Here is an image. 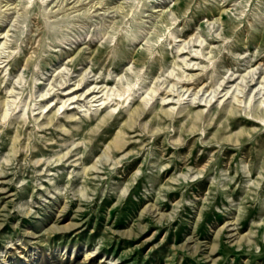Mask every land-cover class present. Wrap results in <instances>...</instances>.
Wrapping results in <instances>:
<instances>
[{"label":"rangeland","instance_id":"374dc122","mask_svg":"<svg viewBox=\"0 0 264 264\" xmlns=\"http://www.w3.org/2000/svg\"><path fill=\"white\" fill-rule=\"evenodd\" d=\"M263 112L264 0H0V264H264Z\"/></svg>","mask_w":264,"mask_h":264},{"label":"bare ground","instance_id":"6f19581e","mask_svg":"<svg viewBox=\"0 0 264 264\" xmlns=\"http://www.w3.org/2000/svg\"><path fill=\"white\" fill-rule=\"evenodd\" d=\"M2 65V64H1ZM3 65H5V64H3ZM191 65V64H190ZM2 67V66H1ZM253 79H254V77H253ZM186 84V83H185ZM77 86V85H76ZM97 86V85H96ZM102 87V86H101ZM100 87V88H101ZM80 88V87H79ZM79 88H76L75 86H74V88H70L69 87V89L68 90H66V91H63L64 92V94H63V97L61 98L62 99V102H63V107H65V106H67V105H70V103H69V101L73 98V97H75V96H77V95H74L73 93L76 91V90H78ZM94 89H95V87H94ZM93 89V90H94ZM97 89V88H96ZM134 89V88H133ZM133 89H130V90H133ZM91 90V89H90ZM92 90V91H93ZM98 90V89H97ZM101 90V89H100ZM189 89L187 88V91H188ZM95 91V90H94ZM99 91V90H98ZM87 92H88V90H87ZM83 94L85 93V91L84 92H82ZM100 93V92H99ZM73 94V95H72ZM153 94V93H152ZM185 94V93H184ZM80 95V94H79ZM93 95V94H92ZM96 95V94H95ZM226 95V94H225ZM227 95H228V93H227ZM68 96V97H67ZM102 96V95H101ZM95 97H97V96H95ZM94 97V98H95ZM153 97V96H152ZM226 97V96H225ZM107 98H109V97H107ZM128 98V97H127ZM95 99H97V98H95ZM126 99V98H125ZM152 99V98H151ZM150 99V100H151ZM46 100V99H45ZM98 100H101V99H98ZM148 100H149V98H148ZM148 100H146V102L147 103H149V101ZM109 101V100H108ZM112 101V100H111ZM110 101V102H111ZM212 101V100H211ZM74 102H75V100H74ZM92 102H93V100H92ZM203 102V101H202ZM72 103V102H71ZM107 103V101L105 100V101H102V103H95L94 105H96V107L94 108L95 109V111L97 112L99 109H101L102 108V106H104L105 104ZM164 103L165 104H170V103H172L170 100H169V98L168 99H166L165 101H164ZM204 103H205V101H204ZM210 104V100H208V101H206V103H205V105H209ZM44 105H46V104H44ZM92 105V104H91ZM42 106V105H41ZM49 106V104L47 105V107ZM62 107V106H61ZM73 107V106H72ZM66 109V108H65ZM89 109V108H88ZM91 109V108H90ZM41 110H45V109H41ZM115 110V109H114ZM235 109L234 108H232L231 109V114L233 113V111H234ZM91 111V110H90ZM89 111V113L90 114H92V112H90ZM92 111H93V109H92ZM166 111V114L167 115H170L171 114V112H172V108L170 109V110H165ZM263 111V110H262ZM87 113V112H86ZM136 113H138V111H136ZM109 114V113H108ZM263 114H264V112H263ZM107 118V114H104L103 115V117H102V119L103 120H105ZM133 118H134V114H132L131 115V119H132V121H133ZM264 123V122H263ZM129 126H131V124H130V120L128 119V120H125V122H124V124L123 125H121L120 127H119V129L114 133V136L110 139V141L104 146V148H103V153L106 155V156H110V154H114V153H116L117 151H125V150H127L128 148H129V146H130V144H127V142H126V138H125V133L126 132H129L128 130H127V128L129 127ZM99 157V156H98ZM104 158H105V156H104ZM99 161V160H98ZM91 168L92 167H90V168H87V167H85L84 169H85V171H88V169L89 170H91ZM237 221V220H236ZM223 228V227H222ZM224 229V228H223ZM241 238V237H240Z\"/></svg>","mask_w":264,"mask_h":264}]
</instances>
